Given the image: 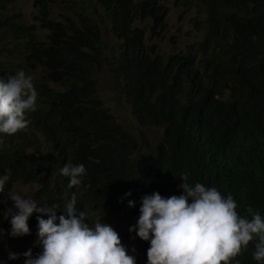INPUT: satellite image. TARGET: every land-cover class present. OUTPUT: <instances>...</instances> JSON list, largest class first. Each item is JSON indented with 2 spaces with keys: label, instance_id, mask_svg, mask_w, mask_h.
Here are the masks:
<instances>
[{
  "label": "trees",
  "instance_id": "16d2710c",
  "mask_svg": "<svg viewBox=\"0 0 264 264\" xmlns=\"http://www.w3.org/2000/svg\"><path fill=\"white\" fill-rule=\"evenodd\" d=\"M16 1L0 0V77L19 70L31 75L37 110L28 114L26 130L0 134V175L10 177L0 212L13 207L7 194L15 182L39 186L36 199L60 205L57 211L82 191L77 211L87 212L89 223L112 225L136 264H147L150 247L129 231L142 197L183 194L182 173L191 184L231 194L242 216L250 206L264 218V0H177L201 5L205 17L194 26L204 39L168 56L149 45L146 30L137 25L151 18L153 35L164 30L167 8L160 0H89L104 11L119 41L113 71L138 124L164 129L152 152L155 181L139 175L132 158L137 143L99 96L93 71L112 61L104 55L96 18L72 4L63 18L56 17L57 3L69 0H34L37 24H27L19 12H10ZM69 161L86 168L79 189H69V178L60 172ZM257 242L258 237L230 264H264L253 259ZM29 249L33 256L42 252L35 243H11L19 258L8 257V264H25Z\"/></svg>",
  "mask_w": 264,
  "mask_h": 264
},
{
  "label": "clouds",
  "instance_id": "9594fccd",
  "mask_svg": "<svg viewBox=\"0 0 264 264\" xmlns=\"http://www.w3.org/2000/svg\"><path fill=\"white\" fill-rule=\"evenodd\" d=\"M37 95L33 77L23 70L0 77V134L11 136L27 129L28 114L37 110ZM3 145L0 139V147ZM60 172L69 178V189H79L87 174L84 164L71 161ZM9 179L7 174L0 175V195ZM180 179L181 195L166 198L154 192L142 197L137 224L129 229L150 242L147 264H230L257 237L253 259L264 261V218L257 211L247 207L249 219L237 211L231 194L225 197L216 187L191 184L187 173ZM82 195V191L74 192L63 211H57L60 205L48 206L36 194L34 198L16 191L7 194L13 207L0 214L11 243H35L42 251L36 256L31 249L23 253L25 264H136L112 225L100 219L89 223L88 213L77 211V199ZM134 206L130 200L129 207ZM3 235L0 228V240ZM18 258L19 254L9 252L10 260Z\"/></svg>",
  "mask_w": 264,
  "mask_h": 264
},
{
  "label": "rangeland",
  "instance_id": "374dc122",
  "mask_svg": "<svg viewBox=\"0 0 264 264\" xmlns=\"http://www.w3.org/2000/svg\"><path fill=\"white\" fill-rule=\"evenodd\" d=\"M160 2L167 8L163 31L156 36L151 33V25L154 23L151 18L137 22L139 27L146 30V38L149 45L157 44L158 52L168 56L173 53L184 52L189 45L204 39V32L199 31L194 26L196 19L202 20L205 17L200 4L192 3L183 6L177 0H160ZM69 4L74 7H87L103 29V39L107 49L104 55L110 58L112 63H106L100 69H94L93 76L104 106L137 143L138 148L132 157L136 164L141 154H149L155 150L157 143L163 137L164 129L154 126L143 127L138 124L132 107L123 92V83L116 79L113 71L112 59L118 56L119 41L113 34L111 24L104 11L89 0H69L68 3L64 1L57 3L54 16L63 18L62 15L70 9L68 7ZM10 12H19L24 23L37 24L35 16L38 13V8L34 5V0H17L11 5ZM42 33L45 36L46 31H42ZM3 69L4 66L0 64V70ZM8 191H16L23 196L34 198L36 185L15 182ZM0 228L4 230L3 239L0 240V264H8L9 252H11V239L5 229L4 219L0 221Z\"/></svg>",
  "mask_w": 264,
  "mask_h": 264
},
{
  "label": "water",
  "instance_id": "95a60500",
  "mask_svg": "<svg viewBox=\"0 0 264 264\" xmlns=\"http://www.w3.org/2000/svg\"><path fill=\"white\" fill-rule=\"evenodd\" d=\"M139 175L148 181H155L157 178L156 157L149 154H141L136 162Z\"/></svg>",
  "mask_w": 264,
  "mask_h": 264
}]
</instances>
